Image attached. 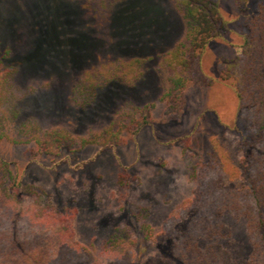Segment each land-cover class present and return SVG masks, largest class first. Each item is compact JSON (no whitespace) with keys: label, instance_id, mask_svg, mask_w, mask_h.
Returning <instances> with one entry per match:
<instances>
[{"label":"rangeland","instance_id":"obj_1","mask_svg":"<svg viewBox=\"0 0 264 264\" xmlns=\"http://www.w3.org/2000/svg\"><path fill=\"white\" fill-rule=\"evenodd\" d=\"M213 1L224 28L207 46L202 69L207 77L218 80L219 64L239 53L246 29L235 0ZM138 3L142 8L136 41V36L130 39L127 32H116L109 20L105 28H98L99 20L87 14L80 0L0 1V33L5 38L1 50L10 51L17 58L14 65L19 66L14 80L15 105L4 122L7 132L19 140L17 128L33 120L42 130H65L74 139L57 150V155L37 157L36 164H29L33 157L29 146L11 141L0 146V157L11 162L24 184L33 186L47 202L74 211L76 241L96 249L114 235L125 237L132 245L141 231L143 215L159 233L165 221L192 197L195 171L204 175L211 161H229L239 167L244 154L247 121L234 93L217 81L211 86L190 85L180 120L161 124L164 105L159 99L164 83L157 66L182 37L183 23L169 0ZM255 5L256 1L250 3L249 14ZM165 29L176 32L164 37ZM51 54L57 57L45 61ZM139 58L149 60L134 87L104 89L91 106H76L73 91L84 72ZM146 104L154 105L153 124L141 129L133 140L102 153L95 145H80L79 139L102 131L121 110ZM221 221L227 233L224 248L233 264H246L251 249L244 218L225 214ZM145 245L144 257L151 262L159 256L158 248L168 244L161 242L159 247L148 240ZM100 264L116 263L102 258ZM124 264H137V259Z\"/></svg>","mask_w":264,"mask_h":264},{"label":"trees","instance_id":"obj_2","mask_svg":"<svg viewBox=\"0 0 264 264\" xmlns=\"http://www.w3.org/2000/svg\"><path fill=\"white\" fill-rule=\"evenodd\" d=\"M81 1L87 14L99 20L98 28H105L109 20L116 32H127L128 36L131 34L130 39L137 35L142 8L138 0ZM169 1L172 11L183 23V34L161 56L157 66L164 83L159 99L164 105L161 124L170 125L180 120L185 106L184 94L190 85L221 83L234 93L238 109L247 121L240 166L235 167L229 161H211L204 175L193 173L191 179L196 187L192 197L180 206L177 215L165 221L159 233H155L143 215L141 231L132 245L125 237L114 235L96 249L93 244L76 241L74 211L47 202L33 186L24 184L23 176L15 171L11 162L0 157V264H100L102 258L116 264L135 258L137 264H233L224 248L227 233L221 219L225 214L245 220L251 249L246 264H264V0H235L243 15L246 33L239 53L219 64L218 80L207 77L202 69L207 46L224 28L217 3L213 0ZM252 1H256V5L249 14ZM143 22L147 30L146 13ZM152 27L154 30V24ZM174 32L165 29L162 34L165 37ZM134 39L137 41V36ZM4 40L0 33V146L6 141L29 146L33 156L29 164H36L37 157L57 155V150L74 139L65 130H42L33 120L17 128L15 133L19 140L10 137L4 122L6 113L15 105L14 80L19 66L14 65L17 58L10 51L1 50ZM50 57L57 55L51 54L45 61ZM21 60L29 63L25 57ZM148 60L139 58L109 69L84 72L73 91L76 106L80 109L91 106L104 89H131L143 78ZM153 110V104L128 106L102 131L90 132L79 139L80 145H95L102 153L133 140L141 129L153 124ZM148 240L159 247L161 242L168 244L158 248L159 256L151 262L146 261L142 251Z\"/></svg>","mask_w":264,"mask_h":264}]
</instances>
